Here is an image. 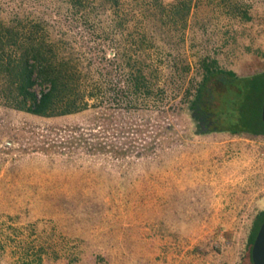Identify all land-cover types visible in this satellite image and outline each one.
<instances>
[{
  "label": "rangeland",
  "instance_id": "obj_1",
  "mask_svg": "<svg viewBox=\"0 0 264 264\" xmlns=\"http://www.w3.org/2000/svg\"><path fill=\"white\" fill-rule=\"evenodd\" d=\"M0 20L39 22L95 79L138 62L163 90L51 118L0 101V264H241L264 137L202 132L190 106L215 60L259 110L264 0H0ZM222 79L207 127L224 123Z\"/></svg>",
  "mask_w": 264,
  "mask_h": 264
},
{
  "label": "trees",
  "instance_id": "obj_2",
  "mask_svg": "<svg viewBox=\"0 0 264 264\" xmlns=\"http://www.w3.org/2000/svg\"><path fill=\"white\" fill-rule=\"evenodd\" d=\"M68 1L77 10L86 8L89 2ZM62 52L48 38L39 22L18 20L6 23L0 20V101L14 110L51 118L100 108L109 95L115 101L135 107L147 101L153 91L163 92L161 87L151 83L149 72L142 63L113 66V77L118 81L112 83V72L104 74L109 79L104 76L95 79L89 70L74 62L70 54ZM203 67L204 73L190 106L196 119L205 126L215 115L212 86L215 79L222 77L226 91L233 87L230 90L234 94L223 95L226 91L217 93L220 105L217 115L224 118V123L220 121L217 126L226 128L232 134L240 132L264 137L262 102L257 111L251 97L243 98L239 77L233 71L218 68L215 60H204ZM250 87L254 90L255 83ZM263 221L264 212H261L253 222L241 264H252L251 248Z\"/></svg>",
  "mask_w": 264,
  "mask_h": 264
},
{
  "label": "water",
  "instance_id": "obj_3",
  "mask_svg": "<svg viewBox=\"0 0 264 264\" xmlns=\"http://www.w3.org/2000/svg\"><path fill=\"white\" fill-rule=\"evenodd\" d=\"M261 121L264 126V100L261 108ZM252 264H264V221L261 224L251 248Z\"/></svg>",
  "mask_w": 264,
  "mask_h": 264
},
{
  "label": "flooded vegetation",
  "instance_id": "obj_4",
  "mask_svg": "<svg viewBox=\"0 0 264 264\" xmlns=\"http://www.w3.org/2000/svg\"><path fill=\"white\" fill-rule=\"evenodd\" d=\"M228 87V86H227ZM227 89V88H226ZM201 129H202V132H217V131H225V132H229V131H227V129L226 128H223V129H221L219 126H217V125H215V127L214 128H211L210 126L209 127H207V126H204V125H202L201 127H200ZM205 130V131H204ZM207 130V131H206Z\"/></svg>",
  "mask_w": 264,
  "mask_h": 264
}]
</instances>
